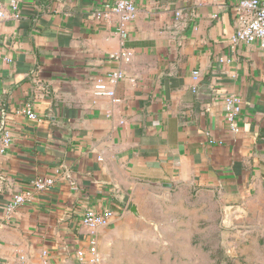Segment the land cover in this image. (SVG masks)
<instances>
[{"label": "crops", "instance_id": "0c3cea01", "mask_svg": "<svg viewBox=\"0 0 264 264\" xmlns=\"http://www.w3.org/2000/svg\"><path fill=\"white\" fill-rule=\"evenodd\" d=\"M115 1L26 0L20 20L0 21V136L12 137L0 152V264H93L78 257L91 260L93 231L96 264H255L229 253L251 244L119 241L154 227L148 204L182 195L233 221L264 212V49L232 41L239 0H135L124 63L113 58L119 17H104ZM118 68L117 100L95 94L96 78ZM229 95L242 99L238 131ZM40 176L54 185L8 218L9 198ZM106 209L109 226L82 223Z\"/></svg>", "mask_w": 264, "mask_h": 264}, {"label": "built area", "instance_id": "2783aa9c", "mask_svg": "<svg viewBox=\"0 0 264 264\" xmlns=\"http://www.w3.org/2000/svg\"><path fill=\"white\" fill-rule=\"evenodd\" d=\"M26 0H0V21L11 18L13 20H20L23 16V4ZM104 17L110 21L114 15L119 17L121 36V49L116 52L113 58L121 63L130 60L134 54V50L126 47L125 42L129 37L126 30V23L137 18L138 7L135 0H116L114 3L106 4L104 10ZM237 12V30L232 41L234 43L251 44L258 42L259 46L264 49V0H239L236 5ZM181 12L177 11L176 16H180ZM200 72L194 71V78H199ZM126 78L124 70L118 68L114 69L104 76L96 78L93 83L94 93L97 95H106L113 100H117L115 91L109 87L111 84H117ZM227 105V120L230 128L233 131H238L239 126L236 122L235 116L241 110L242 99L236 95H229L225 99ZM22 112L27 114L31 119H37L38 115L34 112L32 106L28 104L22 109ZM12 142L11 132L8 129L3 130L0 136V152H3L10 147ZM55 180L51 177L40 176L32 180L31 189L14 194L6 202L4 209L6 216L11 218L16 211L31 200L32 196L39 191H43L52 185ZM115 212L112 209H106L102 212L88 210L85 212L82 223L93 230L99 227L109 226ZM93 236L90 239V246L88 251L92 255L91 260L86 258V251L79 250L78 257L81 262H90L96 264L99 262L97 237L92 232ZM47 254V252H45ZM44 264H48L45 262Z\"/></svg>", "mask_w": 264, "mask_h": 264}, {"label": "rangeland", "instance_id": "374dc122", "mask_svg": "<svg viewBox=\"0 0 264 264\" xmlns=\"http://www.w3.org/2000/svg\"><path fill=\"white\" fill-rule=\"evenodd\" d=\"M166 198L171 199V195ZM183 198L178 202L148 204V212L155 216L154 227L137 226L128 239L121 238L119 241L251 244L252 247L248 248H231L229 253H248L255 264H264V217L258 216L261 212L233 221L224 218L223 210L208 201L194 205L182 195ZM261 214L264 215V212Z\"/></svg>", "mask_w": 264, "mask_h": 264}, {"label": "water", "instance_id": "95a60500", "mask_svg": "<svg viewBox=\"0 0 264 264\" xmlns=\"http://www.w3.org/2000/svg\"><path fill=\"white\" fill-rule=\"evenodd\" d=\"M236 207H237V206H229V208L227 209V211H228L229 213H231L233 210L236 209ZM131 211H132V213L135 214L136 216L141 217V215H140V213H139V210H138V207H137L136 204H133V205H132Z\"/></svg>", "mask_w": 264, "mask_h": 264}]
</instances>
